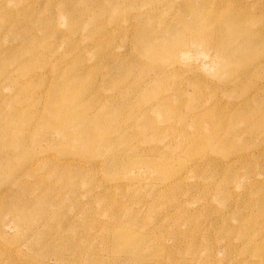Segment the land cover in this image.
<instances>
[{"label":"rangeland","instance_id":"rangeland-1","mask_svg":"<svg viewBox=\"0 0 264 264\" xmlns=\"http://www.w3.org/2000/svg\"><path fill=\"white\" fill-rule=\"evenodd\" d=\"M256 249L264 0H0V264Z\"/></svg>","mask_w":264,"mask_h":264},{"label":"bare ground","instance_id":"bare-ground-1","mask_svg":"<svg viewBox=\"0 0 264 264\" xmlns=\"http://www.w3.org/2000/svg\"><path fill=\"white\" fill-rule=\"evenodd\" d=\"M148 36H151V34H148ZM254 203L259 205V204L263 203V200L259 199V200L255 201ZM241 239H242V241L240 243L245 242L244 245H246V248H249V246L252 247V244L257 243V238L256 237H252V235L251 236H247V235L246 236H242ZM137 242H139V240H135L134 244L137 243ZM159 251L160 250L157 251L158 254H159ZM256 252L258 253L259 258L261 260H264V249H256Z\"/></svg>","mask_w":264,"mask_h":264}]
</instances>
